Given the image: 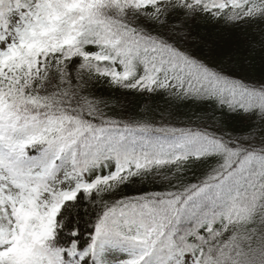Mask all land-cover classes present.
Returning <instances> with one entry per match:
<instances>
[{"label": "snow or ice", "instance_id": "6c2138e0", "mask_svg": "<svg viewBox=\"0 0 264 264\" xmlns=\"http://www.w3.org/2000/svg\"><path fill=\"white\" fill-rule=\"evenodd\" d=\"M180 10L185 19L199 11L236 21L264 17V0H0V264H83L105 239L139 241L132 225L146 213L144 199L107 207L82 251L76 240L67 248L54 244L56 217L81 191L91 195L190 155L226 154L222 168L209 177L216 183L205 185L218 198L230 194V182L242 179L264 190V144L234 147L200 131L154 128L147 122L96 124L85 115L97 114V102L83 97L71 106L69 65L79 57L77 71H83L76 77L77 87L83 75L107 77L113 85L214 100L230 111L256 112L264 120V80L245 83L172 42L191 41L192 47H203L222 61L235 54L227 38H194L191 30L181 35ZM129 12L164 31L133 26ZM156 133L172 135L177 142L152 139ZM37 145L39 156H29ZM69 159L72 168L64 181L75 184L62 188L64 181L55 180L58 161ZM108 162H114V170L86 178ZM179 255L176 264H264V226L241 231L204 226L191 238L190 250ZM120 264L151 262L141 253Z\"/></svg>", "mask_w": 264, "mask_h": 264}, {"label": "trees", "instance_id": "16d2710c", "mask_svg": "<svg viewBox=\"0 0 264 264\" xmlns=\"http://www.w3.org/2000/svg\"><path fill=\"white\" fill-rule=\"evenodd\" d=\"M182 35L191 30L195 36L227 38L235 50L230 60L210 57L207 49L192 47L191 41L176 39L182 50H187L210 66L220 65L230 75L243 79L248 84H258L264 80V17L244 18L228 21L223 16L213 17L210 13L195 12L185 19L183 10L178 13ZM128 20L137 27H146L153 33L164 30L149 25L142 17L128 13ZM167 38V35H166ZM80 58H74L69 65L73 75V95L71 106L77 107L81 98L97 102L96 115L85 119L96 124L104 120H115L119 125L147 122L154 128L174 127L200 131L211 138L227 141L230 146L252 149L264 144V120L256 112L230 111L214 100L193 97L175 98L166 90L153 92L128 89L113 85L107 77L83 75L77 87L76 77ZM137 141L142 137L137 136ZM152 139L177 142L172 135L153 134ZM41 146L29 149V156H39ZM226 154L211 152L200 159L189 156L130 177L123 183L111 187H101L86 195L81 191L75 199L66 201L57 217L54 244L67 248L72 240L78 242L82 251L91 243L96 225L107 207L118 201L144 199L146 213L132 225L133 233H139L140 240L133 243L122 260L146 254V260L156 264L160 256L170 255L174 260L175 250H190L191 238L204 226L213 224L221 228L241 231L249 226H264V190L261 186L249 187L248 181L240 184L230 182V194L217 197L215 189L206 184H214L209 177L216 174L225 163ZM55 179L72 168L71 161H58ZM114 170V162L107 168H93L86 178L94 179L97 174L105 175ZM63 188L74 187L75 182L65 181ZM196 185V188L192 186ZM205 188L201 192L199 189ZM177 209V211H171ZM167 213V215H165ZM76 235H73V233ZM151 243H147V241ZM115 242V241H113ZM103 244L98 243L95 257L89 255L83 264H112L103 257ZM121 260V261H122ZM120 264V262H119ZM160 264V263H159Z\"/></svg>", "mask_w": 264, "mask_h": 264}, {"label": "rangeland", "instance_id": "374dc122", "mask_svg": "<svg viewBox=\"0 0 264 264\" xmlns=\"http://www.w3.org/2000/svg\"><path fill=\"white\" fill-rule=\"evenodd\" d=\"M57 180H58V181H64V180L62 179V177H61V174L59 175V178H58ZM65 184H66V182L64 181L63 183L60 184V186H65ZM117 244H118V246H121V245L123 244V242L117 240ZM180 253H181V251L179 252V251L175 250V251L173 252V255H174L175 260H174L172 257H171V258H167L168 264H176V260H177L178 258H181L180 255H179ZM115 258H116V257H115Z\"/></svg>", "mask_w": 264, "mask_h": 264}]
</instances>
